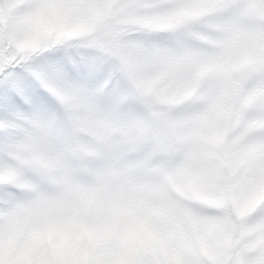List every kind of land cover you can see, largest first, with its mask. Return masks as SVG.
<instances>
[{
    "label": "snow or ice",
    "instance_id": "1",
    "mask_svg": "<svg viewBox=\"0 0 264 264\" xmlns=\"http://www.w3.org/2000/svg\"><path fill=\"white\" fill-rule=\"evenodd\" d=\"M0 264H264V0H0Z\"/></svg>",
    "mask_w": 264,
    "mask_h": 264
}]
</instances>
